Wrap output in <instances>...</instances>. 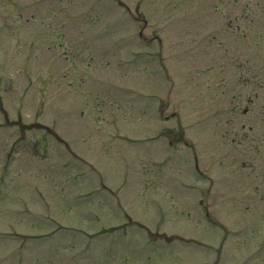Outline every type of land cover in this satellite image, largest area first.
<instances>
[{"label":"rangeland","instance_id":"374dc122","mask_svg":"<svg viewBox=\"0 0 264 264\" xmlns=\"http://www.w3.org/2000/svg\"><path fill=\"white\" fill-rule=\"evenodd\" d=\"M0 264H264V0H0Z\"/></svg>","mask_w":264,"mask_h":264},{"label":"flooded vegetation","instance_id":"af4514ba","mask_svg":"<svg viewBox=\"0 0 264 264\" xmlns=\"http://www.w3.org/2000/svg\"><path fill=\"white\" fill-rule=\"evenodd\" d=\"M137 20H139V18H137ZM143 28H145V25L143 26ZM249 102H250V100H249ZM165 105L167 106L168 105V102L167 103H165ZM163 110H164V108L162 107V108H160V114H162L163 113ZM247 113V109H243V114L245 115ZM244 126L242 125V128H243ZM201 174V173H200Z\"/></svg>","mask_w":264,"mask_h":264}]
</instances>
